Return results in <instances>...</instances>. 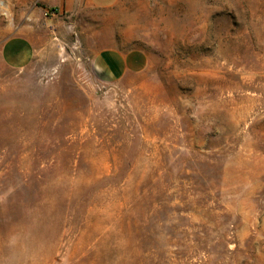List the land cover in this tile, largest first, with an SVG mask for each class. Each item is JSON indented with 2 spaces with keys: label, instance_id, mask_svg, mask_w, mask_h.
<instances>
[{
  "label": "rangeland",
  "instance_id": "1",
  "mask_svg": "<svg viewBox=\"0 0 264 264\" xmlns=\"http://www.w3.org/2000/svg\"><path fill=\"white\" fill-rule=\"evenodd\" d=\"M0 264H264V0H0Z\"/></svg>",
  "mask_w": 264,
  "mask_h": 264
},
{
  "label": "crops",
  "instance_id": "2",
  "mask_svg": "<svg viewBox=\"0 0 264 264\" xmlns=\"http://www.w3.org/2000/svg\"><path fill=\"white\" fill-rule=\"evenodd\" d=\"M95 72L105 82H113L128 71L139 70L141 62L136 53L108 49L97 53L92 59Z\"/></svg>",
  "mask_w": 264,
  "mask_h": 264
}]
</instances>
